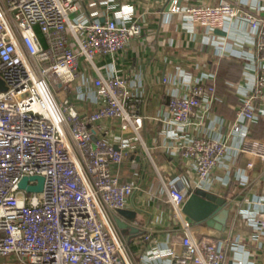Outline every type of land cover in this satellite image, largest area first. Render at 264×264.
Returning <instances> with one entry per match:
<instances>
[{
	"label": "built area",
	"instance_id": "obj_1",
	"mask_svg": "<svg viewBox=\"0 0 264 264\" xmlns=\"http://www.w3.org/2000/svg\"><path fill=\"white\" fill-rule=\"evenodd\" d=\"M170 4L171 14L208 37L228 23H244L256 40L247 56L258 61V74L227 136H215L204 122L213 88L203 79L174 80L171 117L163 118L162 132L169 151L191 165L195 189L210 194L218 188L216 171L226 164L242 189L255 182L252 172L264 181V140L250 135V126L264 117L262 11L229 0ZM142 31L128 18L87 17L77 0H0V79L7 87L0 88V264H137L148 257L156 264H228V242L223 248L194 236L184 213L190 186L182 177L164 186L180 225L179 248L155 244L137 258L117 227L116 213L139 188L115 170L134 159L136 144L148 150L145 117L132 81L112 63H100L114 59ZM230 137L239 141L235 150ZM33 176L44 177L40 193L20 188L24 177ZM250 205L264 212V196ZM249 220L264 238V220Z\"/></svg>",
	"mask_w": 264,
	"mask_h": 264
},
{
	"label": "crops",
	"instance_id": "obj_2",
	"mask_svg": "<svg viewBox=\"0 0 264 264\" xmlns=\"http://www.w3.org/2000/svg\"><path fill=\"white\" fill-rule=\"evenodd\" d=\"M77 1L79 12L87 17L96 16L102 21L128 18L142 25L139 39L127 44L114 59L100 63L101 66L112 63L120 75L132 81V88L140 99L141 114L145 117L142 137L148 150L136 144L134 159L115 170L123 181H134L139 188L129 199L126 209L116 213V221L128 227L121 230L117 226L129 239L131 251L137 258L155 244L179 248L175 244L180 240V225L174 221L172 208L166 202L164 186L182 177L190 186L189 196L196 190V174L181 155L169 151L171 142L162 134L163 118L171 117L167 104L177 87L174 80L203 79L206 88H213L214 102L204 122L214 128L215 136H227L244 93L257 78L258 61L247 56L254 52L256 40L241 22L228 23L225 29L208 37L203 28L191 26L182 15L171 14V0ZM223 1L182 0V3L218 5ZM229 1L260 9L264 16V0ZM164 78H169L170 82L164 83ZM250 135L264 140V117L260 116L250 126ZM229 144L235 150L239 141L230 137ZM227 166L216 171L220 180L216 194H212L221 199L223 210L228 212L226 223L219 230L206 222H195L194 236L223 248L228 242V264H264V238L259 237L249 220L253 215L264 220V212H257L250 205L257 196H264V181L258 180V172H252L250 178L255 182L242 189L227 172ZM146 235L150 236L148 241ZM157 262L158 259L152 257L137 260V264Z\"/></svg>",
	"mask_w": 264,
	"mask_h": 264
},
{
	"label": "water",
	"instance_id": "obj_3",
	"mask_svg": "<svg viewBox=\"0 0 264 264\" xmlns=\"http://www.w3.org/2000/svg\"><path fill=\"white\" fill-rule=\"evenodd\" d=\"M0 88L1 90L7 89L2 79H0ZM29 181H36L38 184L30 186ZM43 185L44 177L42 176L24 177L20 183V188L30 193H40L43 191ZM220 201L221 199L214 195L201 189H196L188 196L184 206V213L190 222H206L209 226L222 230L226 223L224 219L227 217L228 212L223 210L222 201ZM116 223L121 230L128 228L119 220Z\"/></svg>",
	"mask_w": 264,
	"mask_h": 264
},
{
	"label": "rangeland",
	"instance_id": "obj_4",
	"mask_svg": "<svg viewBox=\"0 0 264 264\" xmlns=\"http://www.w3.org/2000/svg\"><path fill=\"white\" fill-rule=\"evenodd\" d=\"M221 202V201H220Z\"/></svg>",
	"mask_w": 264,
	"mask_h": 264
}]
</instances>
